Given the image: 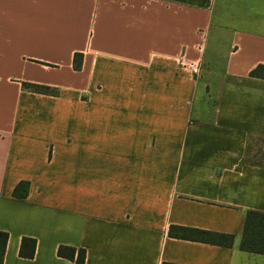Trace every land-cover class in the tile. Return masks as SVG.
Returning a JSON list of instances; mask_svg holds the SVG:
<instances>
[{
    "label": "crops",
    "instance_id": "1",
    "mask_svg": "<svg viewBox=\"0 0 264 264\" xmlns=\"http://www.w3.org/2000/svg\"><path fill=\"white\" fill-rule=\"evenodd\" d=\"M259 65L264 0H0L3 264H74L60 245L85 264H264L240 249L264 213Z\"/></svg>",
    "mask_w": 264,
    "mask_h": 264
},
{
    "label": "trees",
    "instance_id": "2",
    "mask_svg": "<svg viewBox=\"0 0 264 264\" xmlns=\"http://www.w3.org/2000/svg\"><path fill=\"white\" fill-rule=\"evenodd\" d=\"M83 55L76 54L74 56L73 67L75 70H80L82 65ZM250 76L253 78L264 79V65L257 66L251 71ZM23 88L25 90L44 94L57 96L59 91L55 88H51L44 85H37L31 83H23ZM29 189L28 182H21L17 185L13 192V197L23 198L26 197ZM169 235L177 238L185 239H200L208 240L209 236L214 234L198 229L171 226L169 230ZM221 241L219 244L224 246H231L233 243V237L227 235H219ZM9 240V234L0 231V264L4 263L5 251L7 243ZM37 241L33 238L24 237L21 240L19 256L24 259H33L35 257ZM240 249L242 251L250 253L264 254V213L257 211H249L247 213L244 228H243V238L240 243ZM57 256L71 262L74 264H85L86 261V251L82 248H75L66 245H60L57 249Z\"/></svg>",
    "mask_w": 264,
    "mask_h": 264
},
{
    "label": "built area",
    "instance_id": "3",
    "mask_svg": "<svg viewBox=\"0 0 264 264\" xmlns=\"http://www.w3.org/2000/svg\"><path fill=\"white\" fill-rule=\"evenodd\" d=\"M173 60L181 67L188 69L192 75H201L202 67L199 63L187 61L184 56L174 58Z\"/></svg>",
    "mask_w": 264,
    "mask_h": 264
},
{
    "label": "rangeland",
    "instance_id": "4",
    "mask_svg": "<svg viewBox=\"0 0 264 264\" xmlns=\"http://www.w3.org/2000/svg\"><path fill=\"white\" fill-rule=\"evenodd\" d=\"M254 149V148H253Z\"/></svg>",
    "mask_w": 264,
    "mask_h": 264
}]
</instances>
